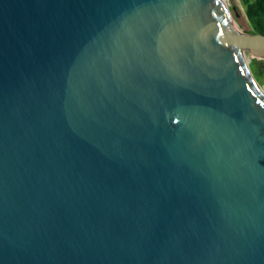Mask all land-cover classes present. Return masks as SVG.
<instances>
[{
    "label": "water",
    "instance_id": "obj_1",
    "mask_svg": "<svg viewBox=\"0 0 264 264\" xmlns=\"http://www.w3.org/2000/svg\"><path fill=\"white\" fill-rule=\"evenodd\" d=\"M225 0H0V264H264V90Z\"/></svg>",
    "mask_w": 264,
    "mask_h": 264
},
{
    "label": "trees",
    "instance_id": "obj_2",
    "mask_svg": "<svg viewBox=\"0 0 264 264\" xmlns=\"http://www.w3.org/2000/svg\"><path fill=\"white\" fill-rule=\"evenodd\" d=\"M245 14L249 24L248 34L264 35V0H244ZM253 62L264 63V58H253L251 62L252 71L256 75L257 69Z\"/></svg>",
    "mask_w": 264,
    "mask_h": 264
},
{
    "label": "rangeland",
    "instance_id": "obj_3",
    "mask_svg": "<svg viewBox=\"0 0 264 264\" xmlns=\"http://www.w3.org/2000/svg\"><path fill=\"white\" fill-rule=\"evenodd\" d=\"M228 6L232 10V14L236 19V23L242 32L247 34V30L249 29V24L245 14V5L244 0H225ZM255 58L254 55L250 53L247 54L248 63L252 69L251 62L252 59ZM255 68L257 69L258 74H254L255 78L257 79L259 85L264 90V63L253 62Z\"/></svg>",
    "mask_w": 264,
    "mask_h": 264
}]
</instances>
